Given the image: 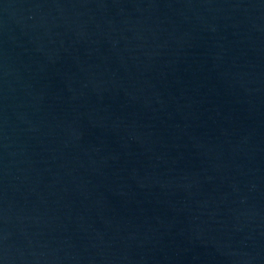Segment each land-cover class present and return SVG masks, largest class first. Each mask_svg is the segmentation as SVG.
Here are the masks:
<instances>
[{"label":"water","instance_id":"obj_1","mask_svg":"<svg viewBox=\"0 0 264 264\" xmlns=\"http://www.w3.org/2000/svg\"><path fill=\"white\" fill-rule=\"evenodd\" d=\"M0 264H264V0H0Z\"/></svg>","mask_w":264,"mask_h":264}]
</instances>
